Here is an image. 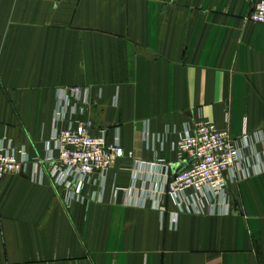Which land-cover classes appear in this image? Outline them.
<instances>
[{"label": "crops", "instance_id": "crops-1", "mask_svg": "<svg viewBox=\"0 0 264 264\" xmlns=\"http://www.w3.org/2000/svg\"><path fill=\"white\" fill-rule=\"evenodd\" d=\"M255 1L0 0V138L31 159L27 174L0 181V264H264V174L230 186V215L183 213L176 230L170 200L163 225L157 210L111 203L135 162L176 166L172 145L199 118L236 138L264 134ZM72 87L90 91L82 121L125 157L102 201L67 206L33 171L55 143L59 92Z\"/></svg>", "mask_w": 264, "mask_h": 264}, {"label": "built area", "instance_id": "built-area-1", "mask_svg": "<svg viewBox=\"0 0 264 264\" xmlns=\"http://www.w3.org/2000/svg\"><path fill=\"white\" fill-rule=\"evenodd\" d=\"M264 25V0L255 1L247 17ZM89 90L72 87L61 90L54 115V144L46 145L43 159L36 162L34 174L40 180L48 176L60 192L65 205L100 202L105 196L106 175L116 159L125 157L120 145L108 144L107 132L96 133L93 121L83 122ZM64 125V126H63ZM63 126V127H62ZM154 139L148 128L147 148ZM177 165L135 162L132 185L112 192L113 205L151 208L161 213L162 225L168 215L166 203L177 208L168 216L167 227L176 230L183 213L230 215L233 211L229 194L231 185L264 174V134H244L236 138L215 123L197 119L173 145ZM128 158H133L131 153ZM49 166L46 170L44 167ZM31 159L26 150L18 149L7 138H0V181L8 175H25ZM100 191L86 195L88 187ZM192 191L193 193H189Z\"/></svg>", "mask_w": 264, "mask_h": 264}]
</instances>
